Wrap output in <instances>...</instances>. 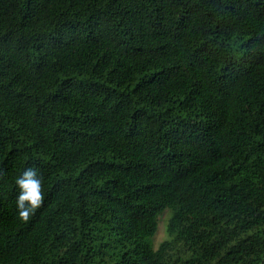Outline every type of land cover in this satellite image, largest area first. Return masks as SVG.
<instances>
[{"label":"trees","instance_id":"16d2710c","mask_svg":"<svg viewBox=\"0 0 264 264\" xmlns=\"http://www.w3.org/2000/svg\"><path fill=\"white\" fill-rule=\"evenodd\" d=\"M0 264H264V0H0Z\"/></svg>","mask_w":264,"mask_h":264},{"label":"clouds","instance_id":"9594fccd","mask_svg":"<svg viewBox=\"0 0 264 264\" xmlns=\"http://www.w3.org/2000/svg\"><path fill=\"white\" fill-rule=\"evenodd\" d=\"M15 185L19 193L16 197L18 217L27 223L45 202L43 176L36 167L26 168L15 178Z\"/></svg>","mask_w":264,"mask_h":264},{"label":"rangeland","instance_id":"374dc122","mask_svg":"<svg viewBox=\"0 0 264 264\" xmlns=\"http://www.w3.org/2000/svg\"><path fill=\"white\" fill-rule=\"evenodd\" d=\"M169 218V212L166 211L162 214L159 220V226H158V231L154 237V244L156 247L159 246V244L164 241L167 238V222Z\"/></svg>","mask_w":264,"mask_h":264}]
</instances>
